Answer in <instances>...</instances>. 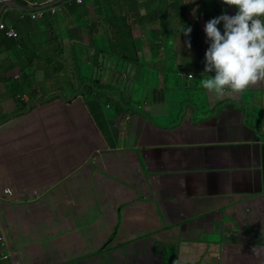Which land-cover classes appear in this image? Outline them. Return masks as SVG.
<instances>
[{"label": "crops", "instance_id": "crops-1", "mask_svg": "<svg viewBox=\"0 0 264 264\" xmlns=\"http://www.w3.org/2000/svg\"><path fill=\"white\" fill-rule=\"evenodd\" d=\"M14 1L34 10L47 5ZM100 1L77 4L84 11L64 4L63 19L47 12L21 29L19 19L32 10L13 5L1 13L20 40L35 28L45 37L47 29L69 33L51 55L49 39H32L35 53L20 68L21 45L0 36V57L14 60L0 63V233L7 262L264 264V82L217 98L200 86L205 65L195 68L197 74L184 66L197 65L192 58L201 55L188 45L186 53L176 52L174 67L160 66L162 42L176 24L206 37L208 21L237 9L222 0ZM177 33L176 46L188 40ZM124 36L140 42L135 52L145 58L127 72L153 71L130 88L129 76L110 56L116 52L109 53V43ZM55 74L62 77V97L28 110L26 82ZM80 77L93 89L79 92L87 86ZM99 84L108 88L103 94ZM129 89L131 98L123 100ZM20 93L19 110L4 107Z\"/></svg>", "mask_w": 264, "mask_h": 264}, {"label": "clouds", "instance_id": "clouds-1", "mask_svg": "<svg viewBox=\"0 0 264 264\" xmlns=\"http://www.w3.org/2000/svg\"><path fill=\"white\" fill-rule=\"evenodd\" d=\"M222 2L235 7L237 11L235 15L222 14L205 24L204 32L209 47L205 53V69L200 79V86L217 98L246 91L249 87L264 82V0ZM24 7L33 11L36 5ZM43 10L45 13L51 11L49 7ZM221 22L223 33L217 27ZM8 24L14 26L13 23ZM191 31L190 27L182 28L184 36H189ZM205 73L214 74L204 75Z\"/></svg>", "mask_w": 264, "mask_h": 264}, {"label": "rangeland", "instance_id": "rangeland-1", "mask_svg": "<svg viewBox=\"0 0 264 264\" xmlns=\"http://www.w3.org/2000/svg\"><path fill=\"white\" fill-rule=\"evenodd\" d=\"M74 0H66V1H62L61 4L59 5H50L48 6L49 9H56L57 12L56 13H52L51 11H48L49 12V15H50V18L51 19H54V16L56 15L59 19H63L61 17V13L62 11L65 9L64 8V4L65 3H72ZM133 3L135 4L137 2V0H132ZM157 3H159L160 1L159 0H155ZM164 1V0H162ZM65 2V3H64ZM76 2V0H75ZM89 1H85L84 3L80 4V5H84L85 3H87ZM97 2V0L94 1V3ZM184 2V1H182ZM89 3H93V2H89ZM177 3H181V1L179 0V2ZM97 4V3H96ZM137 4V3H136ZM141 3L138 2V5H140ZM110 6H111V3H110ZM78 8H80L81 11H84L83 9V6H78ZM77 10V8H75ZM104 10V9H103ZM105 11V10H104ZM106 12V11H105ZM224 14H228L229 15V11H222ZM156 12H149L148 14H154ZM107 14V12H106ZM54 15V16H53ZM162 16H164V12L161 13ZM82 16L78 17V19H81ZM216 18V17H215ZM170 22L173 24V19L174 17L172 16L170 18ZM104 22H105V25L107 24V16L104 17ZM64 23V22H62ZM26 24L23 23V22H20L19 23V26L20 27H23L24 25ZM177 26H175V29H174V32L175 34L172 35V36H165V39L163 40L162 43H164V46H166V53L163 54V57L160 58L162 60V63L160 64V66L165 67L168 65V70H170L172 67H174V65H176L177 63V60H176V52L177 51H181L183 53H186V50L183 49L184 46H189V43H190V46H192L194 49H196V51H198L201 55H196L194 56V58H192V62L193 63H196L197 65H184V66H187L188 68H190V72H192L193 74H197L196 73V70L195 68H198V70L201 68V66L205 65V53H206V50L207 48L209 47V44L207 43V37H202L201 35V30L200 32L196 31V32H193L191 33L189 36H184V38H187L188 40L184 41L183 43L181 42L182 41V38L178 39L179 42L177 43V46L175 44V39L177 38L178 36V31L182 30V27L180 24H176ZM220 30V25L217 26ZM196 28H194L195 30ZM48 30V36L45 37L47 34L46 33H43L42 30L40 29H33L31 32L32 34L30 36H28L27 32H23V35H24V40H26L24 42V44H22L20 46V48H18L19 52L22 53V57H23V61L25 62V57H31L32 53L34 54L35 53V50H36V45L32 46L30 44V41L32 39H38V41H41V43H45V40H46V43H48V39H49V44L50 46L53 47V49L49 48L47 51L49 53V55L53 54L54 53V50H57L56 53H58V49L61 48L62 46V43H61V40H60V36L64 35L67 36L69 35L68 32H66V29L64 28H61V31L59 30V28H54L52 30ZM58 32V34H57ZM59 38V39H58ZM18 38H14V39H9L7 40V42L9 44H17L16 40ZM131 39V38H130ZM78 39L76 38L75 39V42L76 43H81V44H84L86 45L87 42L86 41H77ZM136 41V39H135ZM135 41H132V40H129L126 36H124L123 39H119L118 41L116 42H110V50H109V53H112V52H116L114 53L113 55H110L111 57L112 56H116V57H113L114 58V61L118 62V71L122 72L123 74L126 73L129 77H128V84L129 85V88L130 87H133V85L138 82V81H146V79L152 75L153 71L151 69H144V68H140V73L137 74L136 71H137V68L135 69L134 73L133 74H130L127 72V67L129 66H133V67H139L140 65H143V63L145 62V58H143L142 56L139 55L138 52H135V50H138V51H141V47L142 45L140 44V42H135ZM72 44V43H71ZM105 44V43H104ZM153 44V43H151ZM66 47H70V44L67 43L65 44ZM86 47V46H85ZM62 52V51H61ZM142 52H140L141 54ZM43 58L47 57L46 54H42ZM124 57H128L126 59H123ZM139 59V62L137 63L138 59ZM9 62V63H13V61L10 59V58H2L0 57V63L1 62ZM157 61V60H156ZM80 63L78 64H81L82 61L79 60ZM26 62L23 63L22 65H17V67H23L25 66ZM197 66V67H196ZM79 69H82L80 70V72H84V74L88 77H93V74L89 73V69H86L84 71V68H79ZM59 74H55V75H52L49 79L46 78H43V79H39L37 81H35L34 83H27L24 85L26 87H28L30 89V94H29V97H27V99L29 100V103L27 104L28 106V110L29 108L31 107L32 104H34L35 102H43V100L45 99H49L50 97H54L56 98L58 95H60L59 92H61V88H63L62 86V82L60 81L62 79V77L58 76ZM0 76H5L4 75V72H0ZM78 77V75H76ZM80 79H82L83 81H85L86 79L80 77ZM49 80H51L53 83H49ZM82 81V82H83ZM16 82L19 84V87L18 89L20 88V86H22V82H21V85H20V80H16ZM84 85H87L88 84H92L90 83L89 81H85L83 82ZM75 85H76V82H75ZM99 87L102 86V85H98ZM22 88V87H21ZM59 88V89H58ZM97 88V87H96ZM101 88V87H100ZM102 91L100 90V93L103 94L104 90H107L108 88L103 86L102 88ZM79 92L81 93H86L87 91H84L83 90V87L81 85V88L79 89ZM54 93V94H53ZM42 94H44V97L42 96ZM47 94V95H46ZM20 98H21V93L18 97H13L11 99L10 102L8 101H5L3 102V105H5L6 103L8 104H12L14 102L13 105L9 106V105H5L4 107H9L12 109H14L15 105H17L16 107V110H19L21 107H20ZM129 98H131V90L129 89L128 91H125L124 93V96H123V100H128ZM37 107L39 105H36ZM34 105V107H36ZM6 110V109H4ZM95 239L97 241H100L101 240V236H95ZM16 246L19 245V244H15ZM20 246V245H19ZM4 264H9V262H5Z\"/></svg>", "mask_w": 264, "mask_h": 264}, {"label": "built area", "instance_id": "built-area-1", "mask_svg": "<svg viewBox=\"0 0 264 264\" xmlns=\"http://www.w3.org/2000/svg\"><path fill=\"white\" fill-rule=\"evenodd\" d=\"M0 1H6V0H0ZM56 1L57 0H47V1H45V3H52V2H56ZM85 1L86 0H76V3L82 4ZM87 1L94 2L95 0H87ZM51 12L56 13L57 10L51 9ZM44 13H45V11L43 9H37V10H33L31 12V16H32V18L36 19V18L42 17L44 15ZM0 30H2L7 37L18 38L20 35L18 30L12 24H8L5 21H0ZM190 76L192 77V75H190ZM191 77H189V78H191ZM4 194L7 197H12L11 190H5ZM0 247H1L0 248V264H3V263L10 260V256L3 250L6 248V238H5L3 233H0Z\"/></svg>", "mask_w": 264, "mask_h": 264}, {"label": "trees", "instance_id": "trees-1", "mask_svg": "<svg viewBox=\"0 0 264 264\" xmlns=\"http://www.w3.org/2000/svg\"><path fill=\"white\" fill-rule=\"evenodd\" d=\"M200 1H202V0H200ZM205 1H207V0H205ZM100 2H101V1L99 0V4H100ZM64 3H65V2H64ZM22 4L25 5V6H30V4H29V3H26V2H25V3L22 2ZM77 4H78V3H76L75 0H74L72 3H65V6H66V8H67L68 10H70L71 7H74V9H75V7H76V8L78 9V5H77ZM98 6H99V5H98ZM108 14H111V15H114V16H115L114 12H113L112 10H110V9H108ZM45 15L47 16V12L44 14V16H45ZM44 16H43V17H44ZM41 18H42V17H41ZM110 18H111V17H110ZM29 19H31V16H30V15H27L26 18H25V20H21V19H19L17 25H16V24H15V25L17 26L18 29H21V28H23V27H20V26H19V23H20V22H23V23L26 22V24H27V22H28ZM26 24H25V25H26ZM25 25H24V26H25ZM1 35H4L2 31L0 32V36H1ZM0 38H1V37H0ZM19 38H20V37H19ZM19 38L16 40V41H17L16 43H17L18 45H22V44H24L25 41H24L23 39L20 40ZM156 46H158V45H156ZM126 58H128V57H124L123 59H126ZM89 86L93 89L92 85H89ZM89 86H86V87H85V91L87 90V88H89Z\"/></svg>", "mask_w": 264, "mask_h": 264}, {"label": "water", "instance_id": "water-1", "mask_svg": "<svg viewBox=\"0 0 264 264\" xmlns=\"http://www.w3.org/2000/svg\"><path fill=\"white\" fill-rule=\"evenodd\" d=\"M62 1H66V0H57L56 2L48 3L47 5L42 6V9H44V8L50 6V5H53V4L54 5L60 4ZM13 5H15L16 7L21 8L23 10L30 11V8H26L24 6H21L18 2L14 1V0H9V1L5 2L2 5V8L0 9V16H1V13H2V11H3L4 8H6L7 6H13ZM59 97H62V96L59 95Z\"/></svg>", "mask_w": 264, "mask_h": 264}]
</instances>
